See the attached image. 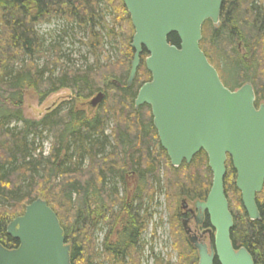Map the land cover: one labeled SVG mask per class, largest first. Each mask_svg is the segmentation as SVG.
I'll list each match as a JSON object with an SVG mask.
<instances>
[{
  "label": "trees",
  "instance_id": "trees-1",
  "mask_svg": "<svg viewBox=\"0 0 264 264\" xmlns=\"http://www.w3.org/2000/svg\"><path fill=\"white\" fill-rule=\"evenodd\" d=\"M54 20L84 33L82 44L95 55V66L71 69L61 62L60 45L46 48L38 27ZM134 35L122 0H0V244L6 249L19 247L7 234L9 224L41 199L57 214L71 264H143V234L157 197L166 194L178 264H199L180 208L184 200L206 202L213 174L203 151L191 164L173 167L151 108L136 109L138 92L152 75L144 49L128 87ZM169 42L180 46L176 34ZM106 43L116 61L108 57L103 65L99 58ZM200 48L225 87L236 91L251 84L256 106L264 103V0H224L219 26L204 24ZM65 89L73 93L71 102L40 120L25 116L29 92L43 103ZM100 93L105 101L94 116L77 108ZM47 137L53 138L50 153L41 143ZM236 177L229 158L224 184L234 219L232 242L236 250L245 248L255 264H264V190L256 199L260 220L252 221ZM206 227H211L208 217ZM99 231H106L101 249ZM154 264L170 263L155 256Z\"/></svg>",
  "mask_w": 264,
  "mask_h": 264
},
{
  "label": "water",
  "instance_id": "water-1",
  "mask_svg": "<svg viewBox=\"0 0 264 264\" xmlns=\"http://www.w3.org/2000/svg\"><path fill=\"white\" fill-rule=\"evenodd\" d=\"M122 1L135 29L128 87L137 76L144 49L152 75L138 92L136 109L151 108L161 146L173 167L191 164L203 151L213 174L206 202L195 205L197 225L208 215L212 229L204 235L209 234V244L192 235L189 221L183 223L199 264H255L245 248L236 250L233 245L234 219L224 183L230 158L245 211L252 221L260 220L256 199L264 190V103L256 106L251 84L236 91L225 87L200 48L204 24L211 21L219 26L224 0ZM173 34L179 47L169 42ZM103 99L101 93L90 104L96 108ZM7 234L19 247L9 250L0 244V264H71V247L57 214L44 200L28 205L24 215L7 227Z\"/></svg>",
  "mask_w": 264,
  "mask_h": 264
},
{
  "label": "rangeland",
  "instance_id": "rangeland-1",
  "mask_svg": "<svg viewBox=\"0 0 264 264\" xmlns=\"http://www.w3.org/2000/svg\"><path fill=\"white\" fill-rule=\"evenodd\" d=\"M38 31L45 39L46 48H51L55 45H60L62 47L61 62L69 65L71 69L83 70L86 67L96 65L95 55L82 44V42L86 41V37L79 29L67 26L62 20H54L49 24L39 26ZM108 57H111L112 61H116L114 51L111 49V46L106 43L105 51L99 58L100 63L103 65L106 64ZM40 64H43V61H41ZM98 95L99 94H95L88 102L77 103V108L83 109L88 116H94L100 110V106H103V102L105 101L104 95V99L98 107L94 108L89 105V103ZM72 99L73 93L68 89L61 90L58 93L51 95L43 103H40L37 94L29 92L25 98L24 113L29 119L40 120L46 114L51 113L66 102H71ZM65 108L68 107L65 106ZM112 127L113 125L110 123L106 128V134H108V136L111 135ZM52 140V137H47L41 141L46 153H50ZM156 203L158 204L157 207H155ZM184 203H186V200L182 202L180 208L181 222L183 221L182 213L184 212ZM189 204L194 208L195 204L190 202ZM166 206L167 196L166 194H161L157 197L155 205L153 206L154 209L152 210L155 213H152L151 218L148 219L147 230L143 234V240L146 242L143 264H154L155 256H159L161 259H164L165 262H169L170 264L179 263L178 251L175 249V239L170 234L169 212ZM105 232L106 231H99L96 234V241H98L97 244L99 249L102 247Z\"/></svg>",
  "mask_w": 264,
  "mask_h": 264
},
{
  "label": "flooded vegetation",
  "instance_id": "flooded-vegetation-1",
  "mask_svg": "<svg viewBox=\"0 0 264 264\" xmlns=\"http://www.w3.org/2000/svg\"><path fill=\"white\" fill-rule=\"evenodd\" d=\"M184 212L182 213L183 216V221H189V227L192 229V235H197L199 238L202 237V234L205 230H207L208 228L206 227V223H207V213L204 214V217L202 219V224H200L199 226L196 224V220L199 216V212L191 207L190 204H188V208L187 209H183ZM204 239H206L207 241V237L204 236ZM218 263V262H216Z\"/></svg>",
  "mask_w": 264,
  "mask_h": 264
},
{
  "label": "bare ground",
  "instance_id": "bare-ground-1",
  "mask_svg": "<svg viewBox=\"0 0 264 264\" xmlns=\"http://www.w3.org/2000/svg\"><path fill=\"white\" fill-rule=\"evenodd\" d=\"M12 91H13V90H12ZM90 103H91V102H90ZM35 143H36V142H35ZM115 143H116V142H115ZM115 145H116V144H115ZM67 158H68V157H67ZM228 160H229V159H228ZM64 164H65V163H64ZM64 164H63V165H64ZM51 174H52V173H51ZM51 181H52V180H51ZM212 184H213V183H212ZM113 186H114V185H113ZM186 204L188 205L189 203H186ZM196 204H197V203H196ZM196 204H195V205H196ZM184 205H185V204H184ZM195 205H194V208H195ZM195 209H196V208H195ZM144 215H145V214H144ZM92 217H93V216H92ZM141 220H142V219H141ZM187 221H188V220H187ZM90 222H91V221H90ZM183 223H184V221H182V225H183ZM198 226H199V225H198ZM188 227H189V224H188ZM85 228H86V227H85ZM189 228H190V227H189ZM81 229H82V228H81ZM183 229H184V227H183ZM210 229H212V228L210 227V228H208L207 230H210ZM137 230H138V229H137ZM207 230H205L204 232H207ZM83 232H84V231H83ZM204 232H203V234H202V237L206 236L207 239H208V242L206 241V243L209 244V237H210V236H209L208 233L204 235ZM205 240H206V239H205ZM167 259H168V258H167Z\"/></svg>",
  "mask_w": 264,
  "mask_h": 264
}]
</instances>
